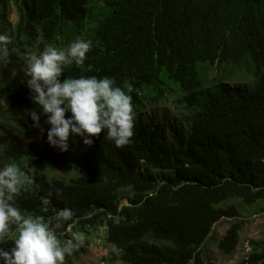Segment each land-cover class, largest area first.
I'll return each mask as SVG.
<instances>
[{"label":"trees","instance_id":"1","mask_svg":"<svg viewBox=\"0 0 264 264\" xmlns=\"http://www.w3.org/2000/svg\"><path fill=\"white\" fill-rule=\"evenodd\" d=\"M0 34L12 37L11 62L0 65V144L7 145L0 168L14 163L29 176L16 199L21 210L47 219L72 209L60 239H71V228H104L123 264H214L204 245L231 218L218 248L234 253L245 218L264 210L257 206L264 199V0H0ZM78 37L91 40L92 50L82 67L66 66L61 80L130 84L135 113L146 97L158 101L176 85L186 115H137L124 148L105 139L106 131L91 146L75 134L68 151L52 146L51 125L27 85L24 52ZM242 70L253 75L251 85L226 82ZM62 169L72 175L42 172ZM231 199L248 210L222 206ZM249 245L236 264H264V228ZM73 254L66 264H75Z\"/></svg>","mask_w":264,"mask_h":264},{"label":"clouds","instance_id":"2","mask_svg":"<svg viewBox=\"0 0 264 264\" xmlns=\"http://www.w3.org/2000/svg\"><path fill=\"white\" fill-rule=\"evenodd\" d=\"M12 37L0 34V65L10 63L8 45ZM92 41L81 38L73 40L67 49L48 45L40 54L29 53L25 57L27 85L33 93L34 103L47 116L45 123L48 142L61 151L69 150V138L75 134L83 137V143L91 146L92 137L106 131L105 139L113 141L118 148L131 144L135 128L133 97L109 77L80 76L65 78L64 69L75 64L82 67L92 50ZM71 112V116L66 114ZM40 127V113L29 114ZM7 148L0 144V153ZM33 177L35 169L30 170ZM29 176L18 165L9 163L0 168V261L3 264H66L83 243L74 236L62 240L58 230L66 221L73 219L70 208L59 210L45 219L21 210L16 199L27 190ZM47 203V201H45ZM12 246L6 250L4 245Z\"/></svg>","mask_w":264,"mask_h":264},{"label":"rangeland","instance_id":"3","mask_svg":"<svg viewBox=\"0 0 264 264\" xmlns=\"http://www.w3.org/2000/svg\"><path fill=\"white\" fill-rule=\"evenodd\" d=\"M10 20L15 24L18 20V13L15 6L10 8ZM70 44L66 40L60 39L55 47L67 49ZM38 43L34 44L32 47L27 48L24 52L26 57L29 53L40 54ZM214 72L211 73V76ZM227 83L231 85L241 84V85H251L254 82V77L251 73L246 70L239 71L232 78L226 80ZM188 109L183 101V94L180 92L176 85H171V88L167 91L165 96L158 101H154L150 97L144 99V104L135 113V117L140 115L141 117H151L153 116L156 121H162L164 117L170 119H178L184 117ZM49 177H63L68 179L72 175L70 169H62L60 171H42ZM123 203H128L127 199L123 200ZM227 204H236L242 211H247L245 205L242 204L240 200L231 199L222 206ZM257 206L264 207V199L260 201ZM251 212L253 207L250 208ZM239 218H243L239 216ZM234 219L224 218L221 219L214 227L211 237L206 241L204 245V251L209 257L210 261L214 264H236L243 257H245L250 250L249 240L252 238H260L262 236L264 228V210H259L256 213H251L245 218L247 223L240 232V238L236 250L231 255H226L220 251L218 248V241L225 234L226 229L229 227L230 223ZM71 239L74 236H79L83 239V243L80 245L77 251H74L73 260L75 264H123L121 259L122 251L117 249L115 246L107 242L104 238V228H98L97 230L83 231L78 227L70 229Z\"/></svg>","mask_w":264,"mask_h":264}]
</instances>
